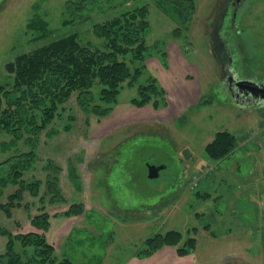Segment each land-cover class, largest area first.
Here are the masks:
<instances>
[{
    "label": "rangeland",
    "instance_id": "374dc122",
    "mask_svg": "<svg viewBox=\"0 0 264 264\" xmlns=\"http://www.w3.org/2000/svg\"><path fill=\"white\" fill-rule=\"evenodd\" d=\"M79 1L0 0V83L8 76L5 63L16 56L70 34L100 46L96 24L145 4L142 72L122 83L104 116L86 111L77 89L58 105L37 140L36 160L23 171L27 181L42 180L39 195L24 191L19 205L0 211V225L12 234H43L56 261L72 264H264V103L235 102L220 85L207 37L217 0H181L180 12L177 0ZM254 51L264 62L263 51ZM129 56L133 68L137 61ZM148 77L164 90V106L131 103ZM220 130L235 135L236 148L213 160L205 145ZM11 137L0 130V142ZM26 138L19 150L30 148ZM19 150L0 152V167ZM148 164L164 167L149 178ZM52 165L56 203L46 191ZM16 188H3L0 202ZM72 204L82 212L65 214ZM42 211L49 214L44 231L32 224ZM169 230L181 233L180 242L147 252L146 239ZM191 237L195 247L179 255ZM7 241L0 234V253Z\"/></svg>",
    "mask_w": 264,
    "mask_h": 264
},
{
    "label": "trees",
    "instance_id": "16d2710c",
    "mask_svg": "<svg viewBox=\"0 0 264 264\" xmlns=\"http://www.w3.org/2000/svg\"><path fill=\"white\" fill-rule=\"evenodd\" d=\"M180 1L177 0L178 12L182 10L183 6L180 4L182 2L184 5L185 0ZM70 2L72 5L69 7H72L75 3ZM79 2L81 4V0ZM190 4L189 8H194L193 1ZM147 15L145 4L136 5L96 24L94 35L104 39L100 46L84 43L75 34H70L57 37L5 63L8 76L5 82L0 83V130H5L12 137L0 142V152L18 151L19 139L25 134L28 138L24 141L30 148L12 154L0 167V195L7 185L17 186L7 195L4 203L0 202V211L8 213L13 206L19 205L24 191L32 196L39 195L42 180L27 181L22 178L23 171L32 167L37 158L34 149L40 133L58 114V105L66 101L73 90H79L77 101L82 107H86V111L90 109L98 116H104L109 110L104 105L118 100L122 83L128 78L132 79L131 82L138 78L147 50L143 36L148 26ZM127 55H130L128 58L131 62L137 61L133 68L126 62ZM148 79L147 83L138 85L137 95L131 98V103L138 107L147 104L154 108L164 106V90L156 79ZM95 90H98L97 100L93 93ZM51 133L50 130L46 134ZM236 141L235 135L230 131H216L205 145V152L210 159H224L234 151ZM51 169L53 176L47 175V198L49 202L56 203L61 200V195L56 182L57 168L52 165ZM41 198L40 202H44L45 197ZM74 212H82L81 205L72 204L65 214ZM48 219L49 214L42 211L32 218V224L44 231L49 226ZM0 234L8 238L4 251L0 253V264H72L66 257L56 261L54 248L43 234H12L1 225ZM181 238V233L176 230L157 233L146 239V250L153 252L166 244L177 245ZM16 242L21 248H27L22 251L17 248ZM194 247L195 239L191 237L186 246L177 248V253L185 255Z\"/></svg>",
    "mask_w": 264,
    "mask_h": 264
},
{
    "label": "flooded vegetation",
    "instance_id": "af4514ba",
    "mask_svg": "<svg viewBox=\"0 0 264 264\" xmlns=\"http://www.w3.org/2000/svg\"><path fill=\"white\" fill-rule=\"evenodd\" d=\"M215 10L207 37L218 73L222 74L220 85L235 102L245 105L237 82L264 85V62L254 51L259 48L264 54V39L255 32L257 23L264 31V0H217Z\"/></svg>",
    "mask_w": 264,
    "mask_h": 264
},
{
    "label": "water",
    "instance_id": "95a60500",
    "mask_svg": "<svg viewBox=\"0 0 264 264\" xmlns=\"http://www.w3.org/2000/svg\"><path fill=\"white\" fill-rule=\"evenodd\" d=\"M238 84V91L245 95L244 102L251 103V104H258L262 100H264V85L262 84H256L252 81H239ZM249 99H247V97ZM184 157H187L188 150L185 149L183 151ZM163 165H154V164H148L147 165V176L149 178H155L159 175L160 169H162Z\"/></svg>",
    "mask_w": 264,
    "mask_h": 264
},
{
    "label": "crops",
    "instance_id": "0c3cea01",
    "mask_svg": "<svg viewBox=\"0 0 264 264\" xmlns=\"http://www.w3.org/2000/svg\"><path fill=\"white\" fill-rule=\"evenodd\" d=\"M169 90V89H168Z\"/></svg>",
    "mask_w": 264,
    "mask_h": 264
}]
</instances>
